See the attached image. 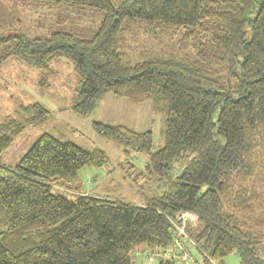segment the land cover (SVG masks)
I'll return each mask as SVG.
<instances>
[{"label": "trees", "instance_id": "16d2710c", "mask_svg": "<svg viewBox=\"0 0 264 264\" xmlns=\"http://www.w3.org/2000/svg\"><path fill=\"white\" fill-rule=\"evenodd\" d=\"M40 1L98 9L104 19L91 38L0 36V64L23 62L48 86L51 64L66 60L81 78L77 114L88 115L108 94L150 101L164 117L165 143L153 151L151 131L93 122L123 150L126 160L113 165L102 149L42 134L17 164L0 165V264H135V251L149 259L160 253L159 264H210L207 256L223 264L232 253L242 264H264V0ZM141 36H178V50L133 61ZM50 116L40 102L5 116L0 155ZM133 153L148 155L143 167L127 161ZM88 166L135 175L141 190L140 181L153 178L168 187L141 204L74 194ZM184 213L197 219L182 236L177 216ZM177 235L194 262L177 261Z\"/></svg>", "mask_w": 264, "mask_h": 264}, {"label": "rangeland", "instance_id": "374dc122", "mask_svg": "<svg viewBox=\"0 0 264 264\" xmlns=\"http://www.w3.org/2000/svg\"><path fill=\"white\" fill-rule=\"evenodd\" d=\"M103 19L102 11L90 7L55 5L40 0H0V36L2 37L23 35L25 38H33L48 36L55 31H69L91 38L97 33ZM246 33L251 36L250 26H247ZM178 38V36L175 38L163 36L142 38L141 36L138 38L140 42L131 59L137 61L141 54L161 55L176 52ZM136 44L134 42L132 48L136 47ZM51 67L54 78L51 79L50 85L45 86L40 83V71L23 62L9 58L0 64V122L5 116L16 112L20 106L35 102L42 103L51 111L46 123L30 126L16 138L10 148L0 155V165L17 164L44 133H50L64 141H71L85 149H102L113 165L124 162L126 157L122 148L94 130L93 122L96 121L125 125L138 132L151 131L154 138L153 151L164 146L165 120L163 115L155 112L150 101L135 105L125 98L108 94L91 113L86 116L79 115L73 110V105L81 87L80 76L66 60H55ZM127 161L134 164L141 161L140 165L143 167L148 161V155L133 153ZM104 170V168L85 167L79 172V182L82 186L73 185L71 190L74 194L118 197L141 204L147 198L159 195L168 187L167 179L153 178L152 182L140 181L141 190L140 185L133 186L131 177L134 178L135 175L127 180L129 178L126 179L121 170L110 176L106 173L102 174ZM137 170L140 171L142 168ZM259 181L263 195L264 174L259 176ZM113 184L122 185V189L114 187ZM179 216L182 221L178 226H183V229L192 222L194 224L197 219L196 215L189 213L179 214L177 217ZM260 217L264 218L261 215ZM192 251L195 257L203 259V255L198 250ZM132 257L135 264H159L161 259L159 255L147 259V251L143 253L135 251ZM222 263L242 264L236 253L224 258Z\"/></svg>", "mask_w": 264, "mask_h": 264}, {"label": "built area", "instance_id": "2783aa9c", "mask_svg": "<svg viewBox=\"0 0 264 264\" xmlns=\"http://www.w3.org/2000/svg\"><path fill=\"white\" fill-rule=\"evenodd\" d=\"M179 220L182 221V218H180V216H179ZM178 230L182 236L185 235L183 232L184 229L182 226H178ZM181 235H177L178 240H176V244L174 245V248L180 252V254H177L175 257L177 258V261H179L181 263H183V262L184 263H192L194 261H193L191 255L189 254L187 247L185 245L181 244V239H182ZM158 255L163 257V255H161L160 253H158L157 256ZM170 255H171V253L168 252L164 256L170 257ZM207 258H208L210 264H220L219 262H216L213 259H211L209 256H207Z\"/></svg>", "mask_w": 264, "mask_h": 264}, {"label": "bare ground", "instance_id": "6f19581e", "mask_svg": "<svg viewBox=\"0 0 264 264\" xmlns=\"http://www.w3.org/2000/svg\"><path fill=\"white\" fill-rule=\"evenodd\" d=\"M202 264H207V263L204 262V263H202Z\"/></svg>", "mask_w": 264, "mask_h": 264}, {"label": "crops", "instance_id": "0c3cea01", "mask_svg": "<svg viewBox=\"0 0 264 264\" xmlns=\"http://www.w3.org/2000/svg\"><path fill=\"white\" fill-rule=\"evenodd\" d=\"M28 86V85H27ZM26 87V86H25ZM148 259V258H147Z\"/></svg>", "mask_w": 264, "mask_h": 264}]
</instances>
